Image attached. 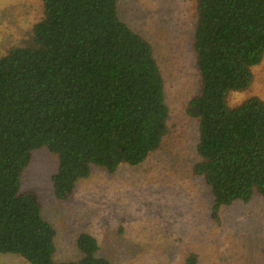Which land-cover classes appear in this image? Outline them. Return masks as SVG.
Here are the masks:
<instances>
[{
	"label": "trees",
	"instance_id": "obj_1",
	"mask_svg": "<svg viewBox=\"0 0 264 264\" xmlns=\"http://www.w3.org/2000/svg\"><path fill=\"white\" fill-rule=\"evenodd\" d=\"M119 1L43 0L42 18L0 56V254L57 264L56 230L39 195L22 191L35 151L57 155L52 187L66 201L94 167H142L170 134L153 45L120 19ZM195 1L201 85L186 106L199 120L191 172L210 188L216 220L223 207L264 198V100L228 104L264 60V0ZM77 244L79 262L59 264H111L97 256L94 235Z\"/></svg>",
	"mask_w": 264,
	"mask_h": 264
},
{
	"label": "rangeland",
	"instance_id": "obj_2",
	"mask_svg": "<svg viewBox=\"0 0 264 264\" xmlns=\"http://www.w3.org/2000/svg\"><path fill=\"white\" fill-rule=\"evenodd\" d=\"M195 0H120V19L145 36L165 77L170 134L142 167L123 166L110 174L94 167L66 201L54 194L57 155L34 152L22 176V191L36 192L42 216L56 230L55 263L79 262L82 233L99 242L97 256L111 264H264V198L236 203L212 218L214 197L201 177L192 175L197 158L199 120L186 106L199 91L194 32ZM43 0H0V56L19 45L43 16ZM252 85L232 91L228 104L264 100V60L253 67ZM0 264H30L0 254Z\"/></svg>",
	"mask_w": 264,
	"mask_h": 264
}]
</instances>
